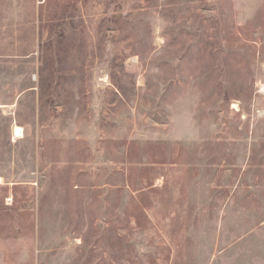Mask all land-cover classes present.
I'll return each instance as SVG.
<instances>
[{"label":"rangeland","instance_id":"1","mask_svg":"<svg viewBox=\"0 0 264 264\" xmlns=\"http://www.w3.org/2000/svg\"><path fill=\"white\" fill-rule=\"evenodd\" d=\"M0 264H264V0H0Z\"/></svg>","mask_w":264,"mask_h":264},{"label":"bare ground","instance_id":"2","mask_svg":"<svg viewBox=\"0 0 264 264\" xmlns=\"http://www.w3.org/2000/svg\"><path fill=\"white\" fill-rule=\"evenodd\" d=\"M16 136H20L22 133V130L20 128L15 129Z\"/></svg>","mask_w":264,"mask_h":264}]
</instances>
